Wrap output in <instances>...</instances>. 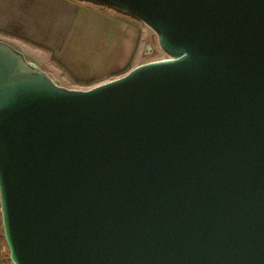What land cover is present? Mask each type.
<instances>
[{"label": "water", "instance_id": "obj_1", "mask_svg": "<svg viewBox=\"0 0 264 264\" xmlns=\"http://www.w3.org/2000/svg\"><path fill=\"white\" fill-rule=\"evenodd\" d=\"M166 58L88 89L0 40L11 264H264V0H86Z\"/></svg>", "mask_w": 264, "mask_h": 264}, {"label": "crops", "instance_id": "obj_2", "mask_svg": "<svg viewBox=\"0 0 264 264\" xmlns=\"http://www.w3.org/2000/svg\"><path fill=\"white\" fill-rule=\"evenodd\" d=\"M5 1V11L0 16L4 14L8 24L14 23L13 33L38 44L37 49L43 53L53 50L57 71L73 80L77 89H88L123 75L141 63L149 47L141 24L124 18L116 9L86 0H43L39 26L59 27L57 44L52 45L51 38L37 37V26H26L25 0ZM14 12L18 17L15 14L12 19Z\"/></svg>", "mask_w": 264, "mask_h": 264}, {"label": "rangeland", "instance_id": "obj_3", "mask_svg": "<svg viewBox=\"0 0 264 264\" xmlns=\"http://www.w3.org/2000/svg\"><path fill=\"white\" fill-rule=\"evenodd\" d=\"M42 1L43 0H25V7H26L25 23L27 27L37 26L38 30H40L39 31L40 35L37 37L43 39V38H46L45 36H47L52 39L51 43L52 45H54V44H57V40L60 35L59 27L57 26V24L53 25L52 28L48 26L45 29L39 26L40 14L43 12V9H40V7H42V4H41ZM5 7H6V1L0 0V12L5 11ZM15 14L16 12L12 14L11 16L12 19L15 18ZM121 14H122L121 16H123L124 18H128L132 21L140 23L141 26L143 27V30H144L143 33H145V36H146V40H145L146 45L149 47L146 48V52L144 53V55H142V58L140 60L141 63L166 58V55L160 50L158 46L156 34L147 25H145L143 22H141L140 20H138L137 18L133 16H130L123 12H121ZM16 16L18 17V14H16ZM12 21H15V20H12ZM13 24L14 23L12 22L9 24L7 23V20L4 14L0 16V40L5 41L7 43H10L20 48L24 53L28 55L29 57L28 59L31 62H33L38 67H40L45 72H47V74L51 76L57 84L67 87V88L77 89V88H74L73 86L75 84H72L73 80H70L67 77H63L62 74L60 75V72L57 71L56 69L57 64H56L53 50H49L43 53L44 51H40L39 49H37L38 44L24 41L22 38H20V36H17L16 34L13 33L14 32L12 30ZM42 29L44 33L43 32L41 33ZM0 242L1 244L3 243V246H4L3 261L5 264H11L9 260V251H8V248L5 244L4 237H3L1 216H0Z\"/></svg>", "mask_w": 264, "mask_h": 264}, {"label": "built area", "instance_id": "obj_4", "mask_svg": "<svg viewBox=\"0 0 264 264\" xmlns=\"http://www.w3.org/2000/svg\"><path fill=\"white\" fill-rule=\"evenodd\" d=\"M3 243L1 244L0 242V264H5L4 261H3Z\"/></svg>", "mask_w": 264, "mask_h": 264}]
</instances>
